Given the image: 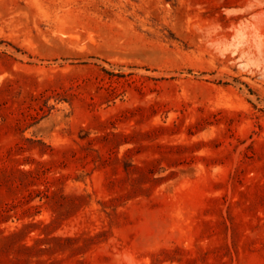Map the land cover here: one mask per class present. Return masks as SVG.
Wrapping results in <instances>:
<instances>
[{
  "label": "rangeland",
  "instance_id": "obj_1",
  "mask_svg": "<svg viewBox=\"0 0 264 264\" xmlns=\"http://www.w3.org/2000/svg\"><path fill=\"white\" fill-rule=\"evenodd\" d=\"M0 264H264V0H0Z\"/></svg>",
  "mask_w": 264,
  "mask_h": 264
},
{
  "label": "trees",
  "instance_id": "obj_2",
  "mask_svg": "<svg viewBox=\"0 0 264 264\" xmlns=\"http://www.w3.org/2000/svg\"><path fill=\"white\" fill-rule=\"evenodd\" d=\"M169 34H170V36H171L172 38H176V39H177L176 35H175L173 32L170 31Z\"/></svg>",
  "mask_w": 264,
  "mask_h": 264
}]
</instances>
